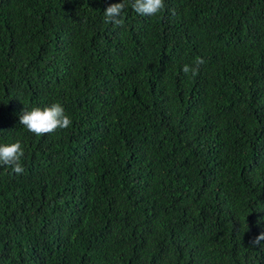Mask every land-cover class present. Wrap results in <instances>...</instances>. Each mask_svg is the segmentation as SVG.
Wrapping results in <instances>:
<instances>
[{
  "label": "trees",
  "instance_id": "1",
  "mask_svg": "<svg viewBox=\"0 0 264 264\" xmlns=\"http://www.w3.org/2000/svg\"><path fill=\"white\" fill-rule=\"evenodd\" d=\"M119 2L0 0V264H264V0Z\"/></svg>",
  "mask_w": 264,
  "mask_h": 264
},
{
  "label": "clouds",
  "instance_id": "2",
  "mask_svg": "<svg viewBox=\"0 0 264 264\" xmlns=\"http://www.w3.org/2000/svg\"><path fill=\"white\" fill-rule=\"evenodd\" d=\"M125 7L124 0L110 4L104 10L105 22L117 26L121 25L123 22L121 14ZM131 8L141 16H155L164 10L165 2L164 0H132ZM203 63V58H197L193 64H185L182 70L185 74L191 73L195 76ZM20 123L31 133L40 136L55 132L57 129L68 128L71 126L72 120L60 103H53L43 109L35 107L31 111H24L20 117ZM23 155L24 149L19 141L11 144H0V165L11 167L16 174L24 171L21 163ZM250 247H264V232L250 240Z\"/></svg>",
  "mask_w": 264,
  "mask_h": 264
}]
</instances>
